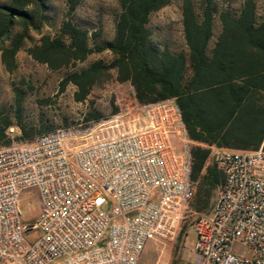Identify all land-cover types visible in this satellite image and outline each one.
I'll use <instances>...</instances> for the list:
<instances>
[{"label": "built area", "instance_id": "2783aa9c", "mask_svg": "<svg viewBox=\"0 0 264 264\" xmlns=\"http://www.w3.org/2000/svg\"><path fill=\"white\" fill-rule=\"evenodd\" d=\"M194 146L175 99L134 97L88 124L1 145L0 264H139L149 241L181 232ZM212 158L224 182L198 223L196 264H264V148ZM29 189L41 215L24 222Z\"/></svg>", "mask_w": 264, "mask_h": 264}, {"label": "trees", "instance_id": "16d2710c", "mask_svg": "<svg viewBox=\"0 0 264 264\" xmlns=\"http://www.w3.org/2000/svg\"><path fill=\"white\" fill-rule=\"evenodd\" d=\"M81 0H68L70 14ZM115 34L104 44L90 41V33L72 19L63 21L60 33L42 34L48 24L46 0H0V53L9 72L31 31L42 34L28 54L51 70L85 62L95 53L110 51L113 60H101L71 72L61 82L77 87L75 100L84 102L95 85L111 70L119 83H129L139 103L175 99L190 138L204 145L193 147V180L199 186L197 208L209 206L211 192L224 182L211 147L257 150L264 141V0L262 12L255 0H243L239 9H223L215 34V0H202L199 8L185 0L183 33L187 50L175 52L160 45L149 26L151 15L170 0H119ZM17 119L21 110L18 104ZM12 117L0 107V146L12 142ZM18 140L30 141L33 133L20 125Z\"/></svg>", "mask_w": 264, "mask_h": 264}, {"label": "rangeland", "instance_id": "374dc122", "mask_svg": "<svg viewBox=\"0 0 264 264\" xmlns=\"http://www.w3.org/2000/svg\"><path fill=\"white\" fill-rule=\"evenodd\" d=\"M48 4V24L42 27V34L55 36L60 33L64 20L72 19L80 27L89 30L91 45L111 41L115 34V18L120 10L119 0H81L75 12L70 14L68 0H46ZM185 0H170L169 5L151 15L149 26L153 37L160 45H167L172 51L187 50L182 23V8ZM199 8L202 0H193ZM262 12L263 0H255ZM243 0H215L217 10L215 34L221 30L218 19L223 9H239ZM42 34L31 31L24 48L17 54L16 67L9 72L0 53V107L13 119L14 126L9 129V138L18 140L20 125L33 133V138L61 127L88 124L109 116L115 111L117 99L128 101L133 97L129 83H119L115 70L103 76L94 86L84 102L75 100L77 87L70 83L61 92V82L71 72L88 67L101 60L109 64L113 60L110 51L95 53L85 62L60 70H51L46 64L35 61L27 52L38 44ZM21 117L17 119V106ZM209 163H213V158ZM221 187V186H220ZM220 187L208 197L209 206L201 211L197 208L196 194L188 206L181 232L174 240H151L147 243L139 264H196L194 251L197 226L201 219L212 212ZM21 208L24 222H33L41 215V196L38 189L22 193ZM239 254L245 251L237 246Z\"/></svg>", "mask_w": 264, "mask_h": 264}, {"label": "crops", "instance_id": "0c3cea01", "mask_svg": "<svg viewBox=\"0 0 264 264\" xmlns=\"http://www.w3.org/2000/svg\"><path fill=\"white\" fill-rule=\"evenodd\" d=\"M192 141L194 142L195 145H199L200 144V145H204L205 146V144H201V143L196 142L194 140H192ZM213 148H217V147H215V146L211 147V149H213ZM261 148H264V141H263V144L261 145V147L259 149H261ZM223 149H227V150H231V151H236V152H252V151L259 150V149H257V150H240V149H229V148H223Z\"/></svg>", "mask_w": 264, "mask_h": 264}]
</instances>
